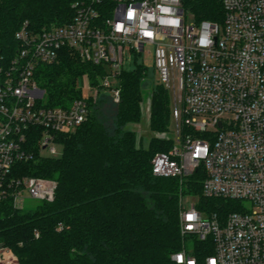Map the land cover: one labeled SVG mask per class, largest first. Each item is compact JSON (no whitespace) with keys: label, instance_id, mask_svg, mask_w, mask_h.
I'll return each instance as SVG.
<instances>
[{"label":"built area","instance_id":"1","mask_svg":"<svg viewBox=\"0 0 264 264\" xmlns=\"http://www.w3.org/2000/svg\"><path fill=\"white\" fill-rule=\"evenodd\" d=\"M182 3L84 0L66 25L33 34L25 23L16 32L15 57L0 56V204L22 210L27 198L52 202L56 181L15 174L20 162L33 159L27 149L31 132L40 131L43 151L57 155L58 136L87 121L89 98L98 87L118 103L121 72L135 56L147 64L152 59L157 82L172 100L170 130L156 134L172 148L154 156L153 174L184 181L203 171L206 198L238 203L226 214H206L196 202L183 201L182 234L202 249L185 247L173 256L174 264L178 254L183 264H208L210 257L216 264H264V0H223L222 23L195 21ZM161 7L172 12L164 14ZM161 18H179V26L161 24ZM145 30L153 37H145ZM202 37L207 46L200 45ZM65 48L107 72L98 87L84 80L83 96L68 108H51L35 73ZM127 55L133 56L129 65ZM143 112L149 116L150 106ZM198 149L206 151L197 154ZM191 213L195 219L188 220ZM18 261L0 245V264Z\"/></svg>","mask_w":264,"mask_h":264},{"label":"trees","instance_id":"2","mask_svg":"<svg viewBox=\"0 0 264 264\" xmlns=\"http://www.w3.org/2000/svg\"><path fill=\"white\" fill-rule=\"evenodd\" d=\"M82 1L0 0V56L13 60L15 35L25 23L33 34L66 25ZM182 5L197 22L224 19L223 0H183ZM106 72L65 48L53 64L38 65L35 79L48 107L68 108L83 96L84 80L98 87ZM147 76L143 62L124 69L121 98L109 114L102 108L112 97L99 86L89 98L87 121L58 136L60 157L44 154L41 132H31L27 149L33 159L20 162L15 174L56 181L58 189L52 202H40L34 211L0 204V245L13 251L18 264H174L173 256L188 246L181 228L183 201L196 202L206 214L237 210L236 201L204 196L203 171L184 181L153 174L154 156L172 148L156 137L170 130L172 100L157 82L150 99L152 136L144 148L141 131L129 127L143 121Z\"/></svg>","mask_w":264,"mask_h":264},{"label":"rangeland","instance_id":"3","mask_svg":"<svg viewBox=\"0 0 264 264\" xmlns=\"http://www.w3.org/2000/svg\"><path fill=\"white\" fill-rule=\"evenodd\" d=\"M127 57H129V61L127 63V65H129L132 62L133 56H129L127 55ZM137 61L138 64H140L142 62V58L135 56L134 61L132 64L129 65V68L133 67L134 62ZM144 63V62H143ZM152 59L148 60V64L145 62L144 64L148 67V76L144 81L145 87H144V101H143V107L148 108L150 106L151 103V91L154 88L155 85H157V78H156V74L153 68V64H152ZM86 97V94L84 95ZM87 97H89L87 95ZM111 98V100L109 102H106L103 104V110L106 113H112L114 111V104L116 103L114 100ZM131 130L136 131L137 133L139 131L140 134H142L141 136L143 137V145L144 148H148L149 143H150V138L152 136L150 130H149V116L144 114L143 117V121L141 124L137 125V126H130L129 127ZM58 149V154L55 155L54 157H60L63 154V147L62 146H57ZM44 154L47 155V152L45 151ZM40 203V201L35 200V199H31V198H27L26 202H25V206H24V211L28 212V211H34L37 207V205ZM187 247L188 249L191 248L194 245V241L192 239L187 240Z\"/></svg>","mask_w":264,"mask_h":264},{"label":"clouds","instance_id":"4","mask_svg":"<svg viewBox=\"0 0 264 264\" xmlns=\"http://www.w3.org/2000/svg\"><path fill=\"white\" fill-rule=\"evenodd\" d=\"M160 11L162 13H164V14H169V13L172 12V9L169 8V7H161ZM134 14H135L134 10L128 11L127 18L128 19H132ZM149 19L153 20V19H155V17L154 16H149ZM160 23L164 24V25H170V26L178 27L180 21H179V18H161L160 19ZM119 27L122 29L123 25L121 24V25H119ZM143 35L145 37L151 38V37H153L154 34H153L152 31L145 30L143 32ZM199 43H200L201 46H207L210 43V41L206 37H202L200 39ZM201 151H206V149H198L197 150V154H199ZM189 217H191V219H189ZM187 219L188 220L195 219V214L194 213L189 214L187 216ZM189 227H191V226L189 225ZM177 260H178L179 264H183V255L182 254H178L177 255ZM188 264H195V262L194 261H189ZM208 264H216V259L214 257H210L209 260H208Z\"/></svg>","mask_w":264,"mask_h":264},{"label":"snow or ice","instance_id":"5","mask_svg":"<svg viewBox=\"0 0 264 264\" xmlns=\"http://www.w3.org/2000/svg\"><path fill=\"white\" fill-rule=\"evenodd\" d=\"M189 219H191V217H189Z\"/></svg>","mask_w":264,"mask_h":264}]
</instances>
